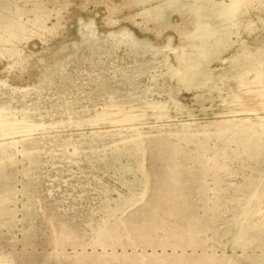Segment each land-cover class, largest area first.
Listing matches in <instances>:
<instances>
[{"label": "rangeland", "instance_id": "1", "mask_svg": "<svg viewBox=\"0 0 264 264\" xmlns=\"http://www.w3.org/2000/svg\"><path fill=\"white\" fill-rule=\"evenodd\" d=\"M186 10L0 0V264H264V0Z\"/></svg>", "mask_w": 264, "mask_h": 264}, {"label": "bare ground", "instance_id": "2", "mask_svg": "<svg viewBox=\"0 0 264 264\" xmlns=\"http://www.w3.org/2000/svg\"><path fill=\"white\" fill-rule=\"evenodd\" d=\"M252 1L253 0H171L172 7L187 6L186 11H192L195 15L193 20H198L199 22V30L194 33L192 40L194 50L191 55H183L181 59V69L176 71V73L181 75L180 78H182L183 81L188 84L199 81V75L203 65L201 59L209 55L219 44L224 43L228 39L232 32L229 24L230 20H239L238 13L240 9L249 5ZM262 1L263 0H261V2ZM164 9L165 8L162 6H157L154 16L157 19L163 17L162 12ZM183 12L185 13V11ZM191 20L192 19H190V21ZM238 97H236V101L240 99ZM262 103L264 104V101H262ZM257 104L259 103L257 102ZM248 110L250 109L248 108ZM258 118L261 120L260 124L263 126L262 131H264V115H258ZM3 123H5L3 126L10 125L9 123L6 125V121H3L0 116V125ZM6 133L7 135L10 134V132H4L3 136H6Z\"/></svg>", "mask_w": 264, "mask_h": 264}]
</instances>
